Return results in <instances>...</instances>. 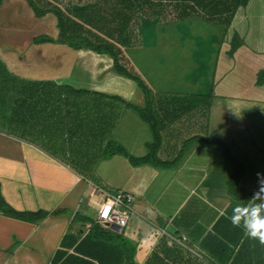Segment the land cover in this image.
Returning a JSON list of instances; mask_svg holds the SVG:
<instances>
[{
  "label": "crops",
  "instance_id": "1",
  "mask_svg": "<svg viewBox=\"0 0 264 264\" xmlns=\"http://www.w3.org/2000/svg\"><path fill=\"white\" fill-rule=\"evenodd\" d=\"M253 1L255 0H249L245 8L248 9ZM258 10L260 14H250V17L245 19L247 24H241V30L237 28L232 30L240 34L244 39V45L234 53L232 58H222L225 60L222 66L220 62L217 64L216 58L217 65H215V74L211 83L215 86L219 84L216 88L226 96L224 103L219 101L217 103L219 112L224 116L233 115V113L229 114L233 99L226 89L233 90L235 95H239L236 99L240 100L232 104L235 106V114L243 116L242 121L246 123L247 131H244L245 126L240 123H237L238 127L233 128L231 122H227L229 131L226 127L225 129L238 159L248 166L249 176L241 182L245 186L240 188L246 197L238 202L227 193L225 187L216 189V186L212 185L207 188L202 175L194 186L188 188L193 191L182 199L177 208L160 207L157 211L147 201L145 207H140L144 203L139 204L140 198L146 197L150 188L144 187L147 194L139 196L128 185L125 188L134 192L136 196L134 205L141 214L130 217L128 238L133 245L129 248L131 258L128 261L124 259L113 264H126V262L128 264H159L152 259L151 254L154 249L166 245H162L163 242L170 246L172 240H178V237L180 240L182 237L186 238L180 243H183L182 246L185 245L187 249L182 251L190 264H230L226 261V256L219 251L214 250L213 256L208 254L202 239L204 234L212 232L219 217L228 215L231 218L238 204L250 202L254 192L259 190V180L264 178V83H256L257 72L264 69V5L259 3ZM251 17L259 19L260 31L254 33L257 35L252 34L255 26L249 24ZM41 35H47L53 39L57 37L56 17L52 13L37 17L26 0L2 1L0 4V63L4 71H0L1 190L6 201L13 207L27 210L41 208L47 210L49 214L35 223L0 215V264H50L56 256L62 235L68 231L71 212L81 205L88 215L94 216L95 209L102 201L101 197L106 196V194L95 195L97 189L93 191V188L87 185V182L68 164L52 156L54 154L46 149L39 150V146L33 140L38 138L35 129L18 127L27 123L36 124L38 118L35 113L19 115L18 112L16 120L18 129L12 128L14 120L10 116L15 107V101L18 99L22 101L25 95H31L34 104V98L40 95L44 81L75 89L117 94L137 104L143 100L141 90L132 80L113 71L109 56L90 50H76L54 41L35 43L34 39ZM242 52L245 58L241 56ZM131 65L140 74L134 64L131 63ZM236 66L238 67L235 70L237 83L244 85L241 92L237 91L239 90L237 83H235L236 87L232 88L223 81L222 77H218L222 69L225 68L222 71H233ZM242 72L246 74L245 77L240 78ZM217 79L218 82H216ZM148 86L151 85L148 84ZM46 88L50 87L46 86ZM152 92L155 95L159 94L158 91ZM134 99H138L137 102ZM118 127L119 125L115 132ZM61 133L65 138L67 130L62 129ZM4 159L8 162L1 161ZM30 161L36 162V166L29 168L27 164ZM13 164L20 166L22 170L11 169L10 165ZM180 167L181 165L156 174L155 169H152L151 173L149 166H142L137 167L135 172L140 174L141 181L150 173L151 180L159 179L162 185L166 184L165 181L168 184L174 182L173 178L177 177V174L169 178L166 172H175ZM20 173L23 174L19 176ZM257 173L260 174L259 177ZM160 174H162L161 177H158ZM198 186H203L205 189L199 192ZM135 189L140 190L141 187L136 186ZM195 197L199 201L194 203L202 202L208 205V208L189 215L184 208ZM227 223L230 228L231 225ZM148 224H153L155 227H147ZM76 226L83 228L80 223ZM88 226L90 225L84 226V232ZM186 228L192 232L191 236L185 233ZM241 228L243 226L237 230L231 229L233 233L227 230L220 232L221 238L225 240H231L234 233L241 232L237 233L236 237H239L237 241H230L228 247L222 246L228 252L231 249L261 251L258 258L260 259L264 252V244H261L258 239L249 238L243 246H233L234 243L240 244V237L246 235L245 229ZM80 231L83 233L81 229ZM162 249L158 250L160 254ZM68 251L71 252L72 248ZM256 261L251 262L245 258L239 259L236 264H259ZM261 263L264 264V261Z\"/></svg>",
  "mask_w": 264,
  "mask_h": 264
},
{
  "label": "trees",
  "instance_id": "2",
  "mask_svg": "<svg viewBox=\"0 0 264 264\" xmlns=\"http://www.w3.org/2000/svg\"><path fill=\"white\" fill-rule=\"evenodd\" d=\"M3 0H0V4ZM37 17L52 13L56 17V27L58 35L51 38L47 35H41L34 39L35 43L44 41H54L66 44L73 49H87L97 54H105L112 60V69L119 75L132 80L143 94V103L137 104L124 99L117 94H109L101 91H90L85 89H75L73 87L61 86L53 82H42V93L55 98L58 102L52 107L46 100V97L35 96L33 98L25 95L24 100L15 101V107L12 110L11 118L14 120L12 128L18 129L16 120L21 113H35L38 118L36 124L27 123L18 125L22 129L33 128L37 132L38 138L33 139L38 146L41 145L52 156L68 164L76 174L87 182L93 188H102L101 195L106 194H128L133 196L131 208L121 207L124 212H132V203L135 202L136 196L134 192L128 189H109L108 186H98L99 181L96 180V166L103 160H108L114 156L120 155L127 162L137 167L151 166L157 169V172L174 169L180 166L181 159L185 157L189 151L191 141H198L204 146H210L222 143L219 139H207L199 133L186 138L179 147L178 153L171 160L164 159L160 150L163 147V130L166 126L172 124L177 118L183 116L185 112H189L187 108L199 106L203 100L207 98V105L212 100L213 90L209 87V91L187 93L185 96L158 97L152 92L147 83H145L140 74L137 73L129 60L127 51L130 48H136L135 45L139 36V21L153 17V21H157L161 17L163 6L170 4V8L176 12L177 18L167 22H180L183 19H191L189 16L200 15L207 23H215L218 29L219 48L222 42H226L225 36L233 16L239 7L247 5L248 0H89L84 3L68 0L66 5L60 3L61 0H26ZM159 7V8H158ZM137 20V22H135ZM133 22L137 25L133 28ZM229 43L225 55L232 58L234 53L244 45V39L236 31H233L228 41ZM141 44V42H140ZM220 49H218L219 53ZM218 55V54H217ZM129 60V61H127ZM216 61V58H215ZM131 62V63H130ZM134 67H136L134 65ZM137 69V67H136ZM256 83H264V69L256 74ZM49 86L50 88H46ZM27 96V98H26ZM37 97V98H36ZM160 98V99H159ZM25 99L30 102L25 101ZM163 99L162 104L158 101ZM38 100V104H37ZM119 102L122 107L130 108L136 112L137 116L148 126L151 133L150 141L145 143L146 152L142 155L134 154L128 148L124 147L120 142L112 136L115 132L121 117L119 112L113 113L114 103ZM176 104L170 110L167 107L170 104ZM66 129V137L64 138L61 131ZM59 152V153H58ZM229 160L236 168L229 177V181L236 186L240 178L244 175L245 163L240 159H232L230 154ZM181 163L179 164V162ZM234 186V187H235ZM234 191L228 190L227 193L236 201L244 200L245 193L235 187ZM105 192V193H104ZM251 195V193H246ZM125 201L127 199L125 198ZM259 203L260 201H256ZM249 202L238 205L246 206ZM82 208H76L71 212L68 231H66L60 240V245L55 258L50 264H113L115 262L131 258L129 248L123 246L128 244V239L121 234V231L130 223L131 218L125 226L115 230L110 225H102L97 221V209L95 215H88ZM49 212L44 209L36 210H17L5 200L0 184V215L23 220L27 222H38L45 218ZM228 221H227V220ZM225 220V222H224ZM222 222V223H221ZM231 227H228V223ZM82 224L83 228L77 227ZM90 225L84 232V226ZM193 226V225H192ZM212 232L204 234L203 245L207 249V253L213 256V251H219L226 256V261L230 264H236L239 259H249L255 262L261 251L253 250H228L222 246H230V241H237L239 237L236 232L231 240L222 239L220 232L227 230L233 233L231 229L238 228L231 223L228 215L218 218L213 226ZM83 231V233L80 231ZM243 229V228H241ZM240 229V230H241ZM246 234V232H245ZM183 241L186 239L182 237ZM241 238L240 244L234 243L233 246H243L249 241L246 234ZM178 240H172L170 246L162 243L152 252V259L159 264H190V261L181 255L183 243ZM226 243V244H225ZM69 248L72 251L69 252ZM162 253H159V249ZM182 248V249H181ZM187 250V249H186ZM189 253V251H188ZM180 254V255H179ZM192 255H194L192 253ZM178 257H181L178 259ZM183 257V258H182ZM198 258V257H197ZM178 259V260H177ZM264 261V252L256 262L259 264ZM126 264H128L126 262Z\"/></svg>",
  "mask_w": 264,
  "mask_h": 264
},
{
  "label": "rangeland",
  "instance_id": "3",
  "mask_svg": "<svg viewBox=\"0 0 264 264\" xmlns=\"http://www.w3.org/2000/svg\"><path fill=\"white\" fill-rule=\"evenodd\" d=\"M67 1L68 0H61L60 3L66 5ZM72 1L84 3L89 0ZM262 2H264V0H255L249 5L248 9H246L245 6L237 8L235 14L239 10L240 11L237 16L234 14L227 29V35L225 36L226 42H222L220 48L218 43L219 36L217 26L215 23L205 22L200 15L193 14L194 16L188 17L191 19H183L180 22H167L177 18L176 12L169 7L170 4L163 6V11H161L160 14L161 17L155 22L153 21L154 18L151 16H149V19L143 20V23L140 21L138 23L137 20L135 21L139 25L140 40L137 38L135 44L138 45L137 49L130 48L127 51V55L129 60L137 67V71H140L142 80L151 85L150 89L152 91H158L160 96L167 98L173 96L183 97L187 93H204L209 91V87L211 86L214 95L209 105L206 104L208 101L207 98H205L201 105L187 108L190 110L189 112H185L183 116L177 118L172 124L164 128L162 131L163 147L160 150L161 156L167 160L173 159L178 153L181 143L186 138L197 133L206 136L209 140L218 138L222 143L215 142L210 146H204L198 141H191L192 143L189 146L187 155L181 159L182 163L181 161L179 162V164L181 163V167L175 172H166V175L169 178L174 174H177V177L173 178L174 182L168 184V182L165 181L166 184L162 185L160 184L159 179H156L155 181L151 180L152 176L150 173L148 176H144L143 181H141L139 179L140 174L135 172L136 168L134 166H131L127 160L120 155L114 156L111 159L101 161V163L96 166L95 176L96 180L99 181L98 186L105 185L108 186L109 189L114 190L116 188L123 189L130 185L139 196H145L147 194V191L144 188L147 186L150 188L149 194L146 197L140 198L139 204L144 203L143 205H140V207H145L147 205L145 202L147 201L150 206L157 211H159L160 207L163 209L177 208L182 199L193 191L188 188L194 186L202 175L207 188L213 185L216 186V189H222L225 187L226 190L234 191L236 186L238 189L245 186V184L241 182L249 176L247 165L244 167V175L240 178L239 183H237L236 186L234 185L235 187L231 186L233 185V182L229 181L230 175L236 168H234L235 165L229 160L228 155L230 154L232 159H238V155L235 154V149L231 147V140L226 131V129L229 128L227 122H231L233 128L239 126L237 123L243 124L245 126L244 131H247L246 123L242 121L243 116L235 114V106L232 104L233 102L236 103V100H240L236 99L239 95H235L233 90L226 89L233 99V102H231L232 109L229 112V114L233 113V115L224 116V114L222 115V113L219 112L220 109H218L219 105L217 103H224L226 96L224 94L222 95V93L219 92L220 90L216 88V86L219 87V84L215 86L211 83L215 74V65L220 62V66H222V63L225 61L222 58L225 57L227 59L225 51L228 48L227 44L229 43L228 41L231 37L232 30L234 28L241 30V24H247L245 19L250 17V14H260L258 4L260 3L264 5ZM258 20L257 17L250 20L249 24H254L255 26L252 34L259 33L260 31V28H258ZM136 26L137 25L133 22V28L136 29ZM218 49H220L219 53ZM240 54L242 57L245 56L243 52ZM215 58H217V64ZM237 68L238 67L236 66L233 71H222L225 69L224 68L221 70L218 77H222L224 82L229 86L231 85L232 88H235V83H237L235 70ZM231 69H233V67ZM0 71H4V67L1 63ZM245 74L246 73L242 72L240 78H243V76L245 77ZM216 82H218V79ZM236 85L239 88L237 91L241 92L244 85H240L239 83ZM39 93L40 96L44 95L43 98L46 97L47 102L52 107H54V104H58V102L55 101V98L49 97L41 91ZM155 96L158 97V94ZM134 100L137 102L138 99ZM158 102L159 104H162L163 99ZM142 103L143 100H141L140 104ZM174 105L176 104L172 103L167 107L171 110ZM121 108H124L119 114L122 118L121 121L118 122V130L113 133L112 137L124 147L131 150L132 153L142 155L146 152L145 143L151 139V133L148 126L137 116L135 111L130 108L122 107L119 102L114 103L113 113L116 111L119 112ZM222 112L224 113L223 109ZM34 143L38 145L36 141H34ZM40 149L44 148L39 145V150ZM1 161L8 162L5 159ZM36 164V162L33 163L30 161L27 165L31 168L36 166ZM10 168H14L16 171L22 170L20 166L15 164L10 165ZM150 169L152 173L151 166ZM23 173H20L19 176ZM158 173L159 172H156V174ZM161 175L162 174L158 177H161ZM136 186H140L141 189L136 190ZM95 188V185H93V191ZM96 189L97 191H95V195H101L102 188ZM204 189L203 186L197 187L199 192ZM154 190L155 193L153 194ZM247 190L250 191L249 189ZM201 198L206 199L203 197ZM103 199L104 198L101 197L102 201ZM194 201L199 200L196 197L191 199L184 208L189 215H193L201 209L208 208V205L202 202L194 203ZM134 203L135 202L132 203L131 215H140L141 211L134 205ZM11 207L13 206L11 205ZM13 208L17 210H27L17 207ZM202 224L204 225L205 223L203 222ZM129 225L130 223L121 231V234L125 239H128V244L123 243V246H126L127 248L133 246L128 238ZM147 227L151 228L155 226L153 224H148ZM185 233L187 236L192 235V232L187 228ZM181 241H183V238ZM181 255L184 256L182 252Z\"/></svg>",
  "mask_w": 264,
  "mask_h": 264
},
{
  "label": "clouds",
  "instance_id": "4",
  "mask_svg": "<svg viewBox=\"0 0 264 264\" xmlns=\"http://www.w3.org/2000/svg\"><path fill=\"white\" fill-rule=\"evenodd\" d=\"M257 176L260 174L257 173ZM259 185V190L254 192L249 204L237 205L230 219L234 226L240 227L242 224L250 238L264 244V178L259 180Z\"/></svg>",
  "mask_w": 264,
  "mask_h": 264
},
{
  "label": "built area",
  "instance_id": "5",
  "mask_svg": "<svg viewBox=\"0 0 264 264\" xmlns=\"http://www.w3.org/2000/svg\"><path fill=\"white\" fill-rule=\"evenodd\" d=\"M125 198L127 201H125ZM133 196L128 194H108L97 208V221L102 225L115 224L120 228L125 226L130 218V212H124L121 207L131 208Z\"/></svg>",
  "mask_w": 264,
  "mask_h": 264
},
{
  "label": "water",
  "instance_id": "6",
  "mask_svg": "<svg viewBox=\"0 0 264 264\" xmlns=\"http://www.w3.org/2000/svg\"><path fill=\"white\" fill-rule=\"evenodd\" d=\"M110 227L115 229V230H119V227L117 225H115V224H111Z\"/></svg>",
  "mask_w": 264,
  "mask_h": 264
}]
</instances>
